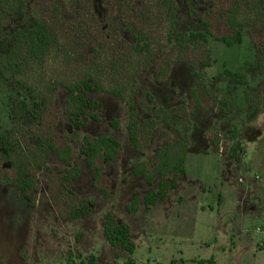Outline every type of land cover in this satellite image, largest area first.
I'll list each match as a JSON object with an SVG mask.
<instances>
[{
	"label": "rangeland",
	"instance_id": "obj_1",
	"mask_svg": "<svg viewBox=\"0 0 264 264\" xmlns=\"http://www.w3.org/2000/svg\"><path fill=\"white\" fill-rule=\"evenodd\" d=\"M171 1L178 10L171 40V17L163 0H32L26 17L18 14L7 23L0 56L13 48L14 31L27 30L32 18L50 25L56 44L45 62L26 63L12 77L32 92L0 80V136L11 133L17 166L36 182L34 207L18 188L0 185V264H88L92 256L96 264H264V0ZM233 12L243 25L244 40L228 48L217 38L233 36L228 25ZM204 23L213 37L207 44L191 43L190 33H205ZM135 27L148 33L154 52L162 50L137 77L139 120L152 118L155 108L184 106L189 114L186 174L165 203L150 209L144 198L154 188L135 178L133 167L150 163L158 148L177 141V134L159 123L143 153H136L127 133L128 108L121 99L90 95L99 103V121L85 117L87 127L70 143L72 161L81 169L78 180L64 183L67 167L38 147L40 140L52 138L62 148L76 131L65 115L67 91L59 87L51 101L50 86L75 80L91 65L108 84L127 80L129 73L119 77L113 68L118 54H131L129 29ZM207 60L209 67L202 68ZM141 64L136 60L128 70L134 73ZM225 68L244 74L247 85L226 77ZM194 72L202 75L210 92L202 97V107L191 99ZM247 89L259 95L262 112L249 114ZM223 98L225 104L220 103ZM24 101L31 113L14 119L13 106ZM36 102L43 104L40 109ZM232 127L237 141L231 139ZM101 135L117 139L123 155L95 187L80 149L86 136ZM236 142L242 148L236 150L237 160L231 156ZM13 175L0 145V181ZM135 197L139 209L129 213L127 206ZM79 199L95 202L97 208L81 219H68ZM109 214L130 227L133 254L107 242L104 218Z\"/></svg>",
	"mask_w": 264,
	"mask_h": 264
},
{
	"label": "trees",
	"instance_id": "obj_2",
	"mask_svg": "<svg viewBox=\"0 0 264 264\" xmlns=\"http://www.w3.org/2000/svg\"><path fill=\"white\" fill-rule=\"evenodd\" d=\"M31 2L32 0H0V40L2 39L4 28L12 17L18 14L23 18L27 16V9ZM163 5L169 10L171 17V32L169 34V40H171L172 33L177 26L176 17L178 10L175 3L171 0H163ZM30 22L31 25L27 30L17 29L14 31L12 36L14 41L13 48L8 54L0 56V80L12 81L16 88H22L32 92V87L12 77L21 74L24 71L26 63L41 64L45 62L55 47L56 39L50 25L43 19L32 18ZM228 25L234 32L233 36L217 39L228 48H232L236 44H242L244 40L243 25L238 20L235 12L229 16ZM204 28L205 33H190L189 41L191 43L201 41L207 44L209 37H213V35L208 23H204ZM129 32L133 38L131 54L127 58L124 56L125 53L118 54L116 58L117 64L113 68L114 71L118 72L119 77H125L127 75L126 73H129L127 80L118 82L115 85L108 84L106 79L101 75V72L98 71V68L91 65L85 68L75 80L61 81L50 86L49 94L51 101L53 100L54 92L59 87H64L67 91L65 115L68 117L71 127L76 131L69 138V142L62 148H59L52 138H49L47 142L40 140L38 147L41 151L44 148L48 151L46 157L52 154L67 167L62 178L64 183H71L78 180L81 169L78 164L72 161V147L70 143L76 140L79 131L87 127L84 121L85 117L89 116L93 121H99V116L96 113L99 109V103L93 100L90 95L93 93L108 94L121 99L128 108L127 133L132 148L136 153H143L150 143L151 137L155 133L159 123L177 134V141L158 148L150 163H138L133 167L132 175L135 178H141L147 186L154 188L144 198L145 207L150 209L156 204L165 203L169 199V193L178 189L180 178L186 174L185 162L188 145L189 114L187 108L184 106L171 110L155 108V114L152 118L139 120L137 109L134 105V96L140 90L139 87H136L138 83L137 77L140 73L150 69L154 59L162 50L159 49L157 52L153 51L149 42L148 33L144 30L135 27L130 28ZM136 60L142 64L136 69L137 71L135 70L132 73L128 69L131 68L132 64L136 63ZM209 64L208 60L203 62L202 68H208ZM100 68L101 66H99ZM192 68L195 67L192 66ZM224 75L229 78H234L240 85H247V79L242 73H234L225 68ZM194 80L195 88L191 92V99L196 107H202V97H208L210 92L204 86L203 77L199 72H194ZM125 81H127L126 85L128 87L124 84ZM228 93L231 95L232 90L228 89ZM245 93L246 102L250 109L249 114L253 115L262 112L257 104L259 95L250 89H247ZM150 99L153 101L152 98ZM226 102L227 98H223L220 101L221 104H225ZM42 105L40 102L34 104L37 109H40ZM88 112H91V114H88ZM30 113V107L26 101L18 103L12 108V117L14 119L29 115ZM33 119L38 120V117L33 116ZM112 124L117 126L116 121H112ZM230 132L231 139L237 141L236 128L232 127ZM10 134V132H7L0 136V145L6 155L7 163L13 169L14 175L3 176L0 185L18 188L19 192L29 201L30 206L34 207L35 200L32 198L31 193L35 189V178L27 171H24L22 167L17 166L15 150L10 139ZM214 145L219 150L218 142H214ZM236 150H242L239 142L235 143L231 155L232 158L237 160ZM80 154L84 157L89 172L93 177L94 186L97 187L103 179V173L106 168L116 163L122 157L123 146L117 139L106 135H101L96 138L86 136L83 146L80 149ZM104 192L105 197H108L109 192L107 190ZM139 206L140 200L135 197L127 206V211L129 213H136ZM96 208L97 203L86 199H79L71 207L68 213V219H81L93 212ZM104 236L111 247L120 248L129 254L135 252L136 247L132 240L130 227L120 223L112 214L104 218ZM88 264H96V258L92 256ZM128 264L134 263L130 262Z\"/></svg>",
	"mask_w": 264,
	"mask_h": 264
}]
</instances>
